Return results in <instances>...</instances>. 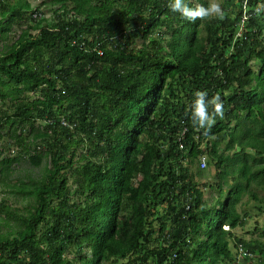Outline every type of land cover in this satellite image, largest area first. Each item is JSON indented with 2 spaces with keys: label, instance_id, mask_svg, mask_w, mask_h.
<instances>
[{
  "label": "trees",
  "instance_id": "1",
  "mask_svg": "<svg viewBox=\"0 0 264 264\" xmlns=\"http://www.w3.org/2000/svg\"><path fill=\"white\" fill-rule=\"evenodd\" d=\"M243 1L193 21L168 0H49V18L45 2L0 0V33L24 26L0 51V100L13 102L0 133L16 147L0 181L27 199L23 211L0 200V264H238L232 244L264 264V240L222 228L244 225L245 196L264 208V0L242 21ZM196 89L223 100L210 129L192 122ZM26 92L37 98L14 102ZM205 154L210 202L190 170ZM21 158L48 161L7 184Z\"/></svg>",
  "mask_w": 264,
  "mask_h": 264
},
{
  "label": "rangeland",
  "instance_id": "2",
  "mask_svg": "<svg viewBox=\"0 0 264 264\" xmlns=\"http://www.w3.org/2000/svg\"><path fill=\"white\" fill-rule=\"evenodd\" d=\"M27 1L29 2L33 10L35 9V7L39 6L40 3L45 2L43 5H41V7H39V10L42 11L45 18H49L51 16V12L55 8H57L56 5L49 4L48 2L49 0H27ZM222 1L223 0H215V2L219 3L221 6L222 12L221 14H219L220 16H222L223 14L227 12L225 9L222 8ZM209 2L210 0H208V3ZM22 28H24V26L23 25L21 26V22L15 21L11 23L9 30L4 35L0 33V51H6L12 45V43H14L17 40V37L19 33L21 32ZM142 41L143 39H136L133 42L132 47L134 48L140 47ZM166 41H167V38H166ZM250 65L254 72H258V68H259L258 62L252 61ZM23 96H26V97H23ZM27 98L34 100L35 98H37V95L26 92L23 95H20L19 97H17V99L14 102L16 103L18 101H22V99H27ZM11 103L13 102L10 101L9 98L6 99L4 103H2V101L0 100V110H6L8 114L11 116L12 115ZM40 125L41 123L39 121L35 123V126L37 127H39ZM27 133H28V128L25 129L24 131V134H27ZM4 134H5L4 131L0 133V160L7 158V157L12 158L16 155L15 146L14 147L10 146L9 149H7L8 148L7 145L8 144L13 145V143H12V140L9 139V137ZM223 146H224V143L221 145V147L223 148ZM202 148L203 149L205 148V143L202 144ZM221 150L222 149H220V151ZM205 156L209 160V157L207 155ZM46 161H48V159L46 160L43 159L39 167L32 166L25 158H21L17 162H12L9 167L10 174L5 179V181H7L6 183L7 184L15 183V181L19 178L23 180H27V178L29 179V176H33L34 178L40 177L43 173V166ZM197 163H194L190 168L191 172L195 174L197 171V167H196ZM202 173H203V176L195 177L193 180L195 184L202 189L204 199L210 202L215 197V193L209 190V187L202 188L201 185L203 183L213 184V182L215 181V175H216L215 169L212 166V164H207V167L203 169ZM0 178H1V175H0ZM257 195L259 197L262 196V192L259 190ZM4 197H10L12 200V205L15 208H18L20 211H23L27 207L26 198L24 199H22L21 197L14 198L13 196H11V193H9V188L6 186V184H2V182L0 181V200ZM242 200L244 203L238 207V212L240 213V215H243V213L246 212L248 213L249 216L244 217L246 221L242 227H238L234 229L233 231L231 230L232 235L236 237H242L244 239L259 238L263 241L264 237L261 236L260 232L261 230L262 231L264 230V208H262V210L259 211L257 210V208L255 209V207H253L252 201L245 203L247 202L246 196L243 197ZM255 206L258 207V204H255ZM154 226H155V229L158 228L157 223H155ZM255 227H257V230L254 233ZM8 231L9 229L7 227L0 224V234L6 233ZM232 247H233V244H232ZM232 250L234 249L232 248ZM235 259L238 264H257L259 261L256 255H251L250 257H248V259H246L243 256V253L241 255L237 254Z\"/></svg>",
  "mask_w": 264,
  "mask_h": 264
},
{
  "label": "clouds",
  "instance_id": "3",
  "mask_svg": "<svg viewBox=\"0 0 264 264\" xmlns=\"http://www.w3.org/2000/svg\"><path fill=\"white\" fill-rule=\"evenodd\" d=\"M247 2H248L247 0L243 1L242 21L246 20L249 16L255 15L261 11V6L257 5L254 7L252 14H247V9H246ZM56 6L57 8H55L53 11L58 10L59 6L58 5ZM167 6L170 8L172 12L179 13L182 17L193 21L200 17H206L211 13H216L217 15H219L222 12L220 4L216 3L215 0H210V2L207 5L201 3L200 0H192V2H190V0H168ZM239 26L242 27L243 24L241 23ZM193 97L194 98L191 101L192 122L200 128L210 129L212 125L215 123L216 117L223 115V100L221 99L219 94L209 97L207 90L204 89L194 90ZM179 147L182 148L181 146ZM205 155L200 156L198 159L197 168L200 171H203V169L207 167L209 161ZM202 162H204V166H202ZM195 177L198 176L195 175ZM216 177L217 176L215 175V181L213 182V184L216 182ZM213 184H207V185H213ZM209 190L215 193V190L210 189V187ZM222 228L224 230L231 231L227 225H223ZM232 248L234 249L232 250L234 254L233 258L236 257L237 254L241 255L242 253L244 257L251 256L243 250L241 245H238L237 248L235 249V244H233Z\"/></svg>",
  "mask_w": 264,
  "mask_h": 264
},
{
  "label": "built area",
  "instance_id": "4",
  "mask_svg": "<svg viewBox=\"0 0 264 264\" xmlns=\"http://www.w3.org/2000/svg\"><path fill=\"white\" fill-rule=\"evenodd\" d=\"M34 18H37V16L34 14L33 15ZM202 166H204V162H202Z\"/></svg>",
  "mask_w": 264,
  "mask_h": 264
}]
</instances>
